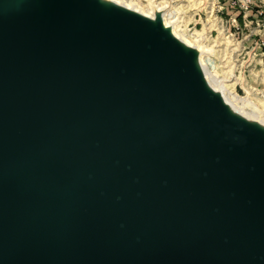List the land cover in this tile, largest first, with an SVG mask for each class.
<instances>
[{"label": "water", "instance_id": "1", "mask_svg": "<svg viewBox=\"0 0 264 264\" xmlns=\"http://www.w3.org/2000/svg\"><path fill=\"white\" fill-rule=\"evenodd\" d=\"M0 264H264V131L161 16L0 0Z\"/></svg>", "mask_w": 264, "mask_h": 264}, {"label": "rangeland", "instance_id": "2", "mask_svg": "<svg viewBox=\"0 0 264 264\" xmlns=\"http://www.w3.org/2000/svg\"><path fill=\"white\" fill-rule=\"evenodd\" d=\"M123 1L146 14L151 1L160 7L168 4L172 11L167 21L179 19L175 32L187 41L189 36L203 39L202 46L212 51L204 58L211 77L224 79L231 98L264 116V26L259 15L264 0L253 6L245 0Z\"/></svg>", "mask_w": 264, "mask_h": 264}, {"label": "bare ground", "instance_id": "3", "mask_svg": "<svg viewBox=\"0 0 264 264\" xmlns=\"http://www.w3.org/2000/svg\"><path fill=\"white\" fill-rule=\"evenodd\" d=\"M172 2V1H171ZM100 3L102 5H105L106 7H119L122 9H126L133 13H138L152 21H156L157 17L161 16L164 27L166 29H170L172 34L179 39L183 44L186 46L195 49L198 53V65L203 71L204 79L208 83L210 89L215 92L216 94L220 95L224 101V103L229 107L230 111L235 114L236 116L248 121L255 127H258L259 129H262L264 131V116L256 113L255 111H252L249 109V106L243 104L242 102L231 98L225 91L223 83L226 82L224 79H218L215 80L211 77V74L209 72L208 67L204 63L205 57H210L212 51H208L205 47L202 46V43L204 42L203 39H196L192 36H189V41L184 39L182 36H179L177 34V31L175 32L176 26L179 24V19H172L167 21L168 14L171 13L169 11L170 6L167 4L164 7H160L156 2H150L149 6L151 9V12L146 14L144 11L138 10L136 6L133 4L127 5V3L123 0H100ZM170 3V1H169ZM173 9V8H172ZM171 10V9H170ZM172 11V10H171ZM213 55V54H212ZM212 70V69H211ZM213 71V70H212Z\"/></svg>", "mask_w": 264, "mask_h": 264}, {"label": "built area", "instance_id": "4", "mask_svg": "<svg viewBox=\"0 0 264 264\" xmlns=\"http://www.w3.org/2000/svg\"><path fill=\"white\" fill-rule=\"evenodd\" d=\"M246 3L251 6L255 5L256 2H259L260 0H245ZM259 15L262 17L263 19V26H264V10L259 11ZM263 46H264V42H263Z\"/></svg>", "mask_w": 264, "mask_h": 264}]
</instances>
